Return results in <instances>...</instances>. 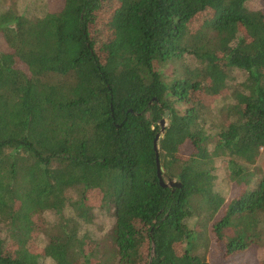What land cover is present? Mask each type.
Here are the masks:
<instances>
[{"label": "trees", "instance_id": "1", "mask_svg": "<svg viewBox=\"0 0 264 264\" xmlns=\"http://www.w3.org/2000/svg\"><path fill=\"white\" fill-rule=\"evenodd\" d=\"M252 1L0 11V264H212L214 242L225 259L264 249V0ZM94 193L115 224L92 248Z\"/></svg>", "mask_w": 264, "mask_h": 264}, {"label": "rangeland", "instance_id": "2", "mask_svg": "<svg viewBox=\"0 0 264 264\" xmlns=\"http://www.w3.org/2000/svg\"><path fill=\"white\" fill-rule=\"evenodd\" d=\"M63 3V0H16L14 2L13 0H6L1 1L0 0V11H5L8 8H11L13 6H16L19 10V13L31 15L36 14L37 16L41 15L44 10H47V6L49 5L51 9H59ZM248 7L253 10H258L260 7H262V3L260 4L259 1L255 0L248 4ZM213 15H209L207 20H211ZM205 18L200 19L197 24H195V27H192L191 31H196V29H200L201 27H205L206 25ZM205 23V24H204ZM197 25V26H196ZM0 47H1V41H0ZM179 65V64H178ZM168 72L174 73L176 72V64L171 65L168 67ZM245 78V75L240 72H234L231 75V79L229 80L230 86H237L239 85ZM217 104V105H216ZM215 106L211 110V118L209 119L207 123V128L212 134H216L217 128L214 127L215 124L220 123L218 118L219 109L224 105L221 102L216 103ZM166 126V123H165ZM264 164V152L261 153V156L259 158V161L257 165L261 168ZM227 165L228 160L226 159H218L216 162V174L218 176V180L216 181V190L218 192L226 193L227 197H230L231 189L228 184V177H227ZM90 204H92L96 209L94 211V223L91 226V232L90 237L87 239V243L90 245L89 247H93L94 240L92 238H98L105 239L106 236H108L115 224V218H114V212L108 211V209H101L100 206V196L97 194H91L90 197ZM202 226L199 225L197 228L199 231L202 230ZM40 245H33V250L36 252H41V248L43 247L42 243H39ZM88 247V248H89ZM208 260L212 264H260L262 260H264V249L258 248V247H252L247 252L243 253L242 255H239L232 259H225L224 252L220 248V246L217 245L216 242H214L210 249L208 250ZM93 264H99L98 262H94Z\"/></svg>", "mask_w": 264, "mask_h": 264}, {"label": "water", "instance_id": "3", "mask_svg": "<svg viewBox=\"0 0 264 264\" xmlns=\"http://www.w3.org/2000/svg\"><path fill=\"white\" fill-rule=\"evenodd\" d=\"M166 117H167V115H166ZM165 123H166V118H164V120H162L161 124H160L162 126V133H164ZM159 138H160V134L157 136V140L155 141V150L157 152V158H158V176L160 178L161 184L164 187H172V186H175L176 183H174V182L165 183L163 178H162V168H161L160 163H159L158 146H157V142H158Z\"/></svg>", "mask_w": 264, "mask_h": 264}]
</instances>
